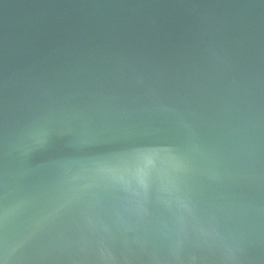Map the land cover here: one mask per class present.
Segmentation results:
<instances>
[{
  "label": "water",
  "instance_id": "1",
  "mask_svg": "<svg viewBox=\"0 0 264 264\" xmlns=\"http://www.w3.org/2000/svg\"><path fill=\"white\" fill-rule=\"evenodd\" d=\"M0 264H264V0H0Z\"/></svg>",
  "mask_w": 264,
  "mask_h": 264
}]
</instances>
